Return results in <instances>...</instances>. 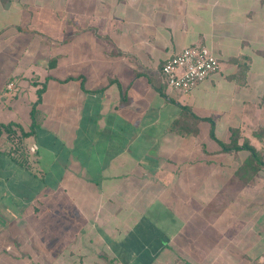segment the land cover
Segmentation results:
<instances>
[{
	"label": "crops",
	"instance_id": "obj_1",
	"mask_svg": "<svg viewBox=\"0 0 264 264\" xmlns=\"http://www.w3.org/2000/svg\"><path fill=\"white\" fill-rule=\"evenodd\" d=\"M0 124V264H262L264 0H0Z\"/></svg>",
	"mask_w": 264,
	"mask_h": 264
},
{
	"label": "built area",
	"instance_id": "obj_2",
	"mask_svg": "<svg viewBox=\"0 0 264 264\" xmlns=\"http://www.w3.org/2000/svg\"><path fill=\"white\" fill-rule=\"evenodd\" d=\"M219 68V61L206 46L192 44L167 58L160 68L162 80L169 89L187 91ZM8 84V86H10ZM35 145L30 147L33 151Z\"/></svg>",
	"mask_w": 264,
	"mask_h": 264
},
{
	"label": "trees",
	"instance_id": "obj_3",
	"mask_svg": "<svg viewBox=\"0 0 264 264\" xmlns=\"http://www.w3.org/2000/svg\"><path fill=\"white\" fill-rule=\"evenodd\" d=\"M44 85L45 84H43L42 85V88H39L38 89V98L40 97V94H41V92H42V90H43V88H44ZM0 126H1V124H0ZM2 127H4V128H7L8 126H5V125H2ZM23 134L24 135H26L27 134V132H23ZM233 134H237V132L236 131H232V135ZM210 135L213 137V131H212V129L210 130ZM236 137H237V135H236ZM236 139L237 138H232L231 139V142L228 144V145H226V144H222V147L224 148V149H234V150H237V149H247V150H249L250 151V153H251V155H252V157L253 158H255L256 156H258V154H257V152H256V150H255V148L254 147H252L251 145H249V143L248 142H246V141H244V142H242L241 144H238L237 143V141H236ZM257 158V157H256ZM248 165V167H253L254 165H256L255 166V169H257V168H259V166H263L264 167V162H260L259 161V159L257 158V163L255 164V163H248L247 164ZM254 169V170H255Z\"/></svg>",
	"mask_w": 264,
	"mask_h": 264
},
{
	"label": "rangeland",
	"instance_id": "obj_4",
	"mask_svg": "<svg viewBox=\"0 0 264 264\" xmlns=\"http://www.w3.org/2000/svg\"><path fill=\"white\" fill-rule=\"evenodd\" d=\"M35 32V34L37 35L36 37L37 38H43V39H46V37L45 36H43L42 34H39V33H37L36 31H34ZM49 40V42L52 40L51 38H48ZM52 41H54V40H52ZM44 54L46 53L45 51L43 52ZM42 56H43V54L42 53H40ZM43 59H46L45 58V56L43 57ZM231 185H233L232 183H231ZM237 188H238V185L237 184H234L230 189H228V191L230 192V194L231 193H235L236 191H237ZM216 198V203H219L220 201H221V199L220 198H218V196L217 197H215ZM218 200V201H217ZM236 260H239V258H237ZM248 262V261H247ZM261 262H262V264H264V258H262L261 259ZM249 264V263H248ZM257 264V263H256ZM259 264V263H258Z\"/></svg>",
	"mask_w": 264,
	"mask_h": 264
}]
</instances>
